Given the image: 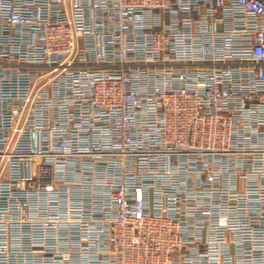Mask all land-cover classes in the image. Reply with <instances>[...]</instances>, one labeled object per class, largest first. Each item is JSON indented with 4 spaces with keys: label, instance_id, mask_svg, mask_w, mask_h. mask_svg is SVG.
<instances>
[{
    "label": "built area",
    "instance_id": "obj_1",
    "mask_svg": "<svg viewBox=\"0 0 264 264\" xmlns=\"http://www.w3.org/2000/svg\"><path fill=\"white\" fill-rule=\"evenodd\" d=\"M0 264H264V0H0Z\"/></svg>",
    "mask_w": 264,
    "mask_h": 264
}]
</instances>
